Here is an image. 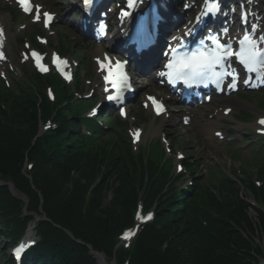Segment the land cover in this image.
Listing matches in <instances>:
<instances>
[{"label":"trees","instance_id":"16d2710c","mask_svg":"<svg viewBox=\"0 0 264 264\" xmlns=\"http://www.w3.org/2000/svg\"><path fill=\"white\" fill-rule=\"evenodd\" d=\"M18 109L12 117L0 110V181L13 183L29 200L28 213L47 219L39 224L44 243L26 264H97L88 246L113 260L115 239L123 228L133 225L140 192L150 207L164 191L168 174L158 177L156 169L147 174L143 163L139 169L133 160L129 168L106 149L87 150L78 123L74 122L75 134H67L70 122L65 118L63 129L33 147L39 110L36 105ZM41 110L45 118L51 117L45 105ZM65 143L71 144L63 149ZM27 158L37 162L33 182L21 175L20 166ZM97 179L101 184L84 212L85 188ZM222 190L228 193L226 200L208 195L203 201L215 209L216 217L197 208L196 200L183 210L174 193L168 191L158 201L156 221L142 234L132 264H260L264 252L251 238L259 229L250 217L249 206L234 198L238 193L235 185ZM251 190L257 193L253 187ZM24 207L23 200L0 186V228L9 230L8 236L17 238L26 229L32 216L23 220ZM199 216L209 222L207 228L201 227ZM259 221L264 240L263 215ZM121 254H115L119 263L124 259Z\"/></svg>","mask_w":264,"mask_h":264},{"label":"snow or ice","instance_id":"6c2138e0","mask_svg":"<svg viewBox=\"0 0 264 264\" xmlns=\"http://www.w3.org/2000/svg\"><path fill=\"white\" fill-rule=\"evenodd\" d=\"M84 2L90 3V0H84ZM19 3L24 12L28 13L30 9L29 0H19ZM39 19V17H37ZM52 17L49 15L48 20L50 21ZM3 35L2 30H0V36ZM215 47L211 51H199L197 53H192L190 56H184L179 59L173 58V62H170L167 67L169 72L167 73V77L169 82L183 81L186 84H191L192 82H203L206 80H219L222 78L223 73L219 72L218 68H223L225 66V62L230 59L234 53L230 48H228L225 44H222L218 41H213ZM239 57V61L243 64L248 72H256L258 70V66H264V51H261L257 48L256 44L251 42L248 37H245V41L241 44L239 52L236 54ZM33 58L37 61V67L42 72H47L48 68L45 67L42 63H40L41 57L33 53ZM63 63H67L66 61ZM57 69L61 70L60 63H57ZM102 67H106V65H102ZM123 65L117 62V69H122ZM161 75H165V73H161ZM115 77V78H113ZM66 79H70L69 76H65ZM110 83L117 84L122 82L123 84H127V79L117 71L113 73L111 70L109 71V76L106 77ZM122 90L117 89L115 95H109L107 98L110 101L120 102L122 100ZM151 101L152 106L155 108L157 115L161 114L165 111L162 103L158 102L154 97L148 98ZM230 111V109H229ZM95 114V110L93 111ZM124 113H122L123 115ZM260 125H264V119L259 121ZM139 133L136 134L138 137ZM217 135H221V133H217ZM152 217L149 215L146 219L150 220ZM138 219H145V217H138ZM131 233L124 237L125 240L131 238ZM17 258L19 259L20 253H16Z\"/></svg>","mask_w":264,"mask_h":264},{"label":"rangeland","instance_id":"374dc122","mask_svg":"<svg viewBox=\"0 0 264 264\" xmlns=\"http://www.w3.org/2000/svg\"><path fill=\"white\" fill-rule=\"evenodd\" d=\"M182 137L186 140V142H189V138H192L186 134H183ZM254 143L256 144V141H254ZM193 148H195V147H193ZM226 149H227L226 147H222L219 149L218 147H215V146H209V145L207 146V148L205 149V151L202 154L203 166L201 168V171H202V178H203L204 182H206V183L209 182L208 181L210 178L209 174L211 173V171H213V169L215 167L219 166V164L226 165L227 161L231 160V156H229L227 154L228 150L224 151ZM236 149L242 151V153L240 155L241 163L237 162V161L233 162V164L236 163V165L234 167L236 169L240 168L244 171L246 170L247 171L246 173L248 176L256 179V177H257L256 170L253 167L250 168L247 165L242 164L243 162L251 160V158L254 157L253 155L255 152L252 150V146H248L247 149H244L242 146H236ZM189 151H190V149H189ZM253 161H255V160H253ZM244 193H245V195L248 196V194H246V191H244ZM250 214L254 220L256 217V212L251 211ZM260 241H261V237L259 236V237H257L256 243H259ZM0 248H1V246H0ZM100 264H108L107 259L105 260V263L100 262Z\"/></svg>","mask_w":264,"mask_h":264},{"label":"bare ground","instance_id":"6f19581e","mask_svg":"<svg viewBox=\"0 0 264 264\" xmlns=\"http://www.w3.org/2000/svg\"><path fill=\"white\" fill-rule=\"evenodd\" d=\"M4 23L9 27L10 24H11V20H10V18H9V17L4 18ZM100 262L103 263V260L100 259Z\"/></svg>","mask_w":264,"mask_h":264},{"label":"water","instance_id":"95a60500","mask_svg":"<svg viewBox=\"0 0 264 264\" xmlns=\"http://www.w3.org/2000/svg\"><path fill=\"white\" fill-rule=\"evenodd\" d=\"M261 264H264V261Z\"/></svg>","mask_w":264,"mask_h":264}]
</instances>
